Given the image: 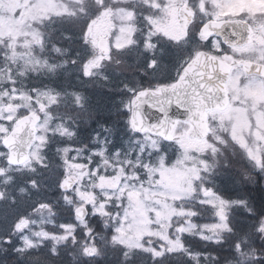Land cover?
I'll return each instance as SVG.
<instances>
[{"label": "rangeland", "instance_id": "obj_1", "mask_svg": "<svg viewBox=\"0 0 264 264\" xmlns=\"http://www.w3.org/2000/svg\"><path fill=\"white\" fill-rule=\"evenodd\" d=\"M83 1L0 0V44L5 50L2 55L6 56L3 64L5 67L2 68L4 70L0 72V141L14 126L18 114L27 111L41 113L35 141L26 163L17 168H11L4 163L0 165V201L5 198L10 174L29 173L40 161L42 148L47 144L49 134L51 137L54 133L58 136L65 135V138L70 140L83 138L81 129L75 126L66 128L70 119L67 118L68 113L72 110H81L80 98L75 99L74 102L65 101L61 111L59 107L62 101L58 97L41 91L29 94L13 86L15 75H21L25 69L35 72L42 67V62L30 51L32 44L40 48L38 33L40 25L54 15L67 14L76 10H78L77 13L81 12ZM93 1L105 4V9L99 13L103 16L98 25L99 32L94 34L93 26L88 30L85 29L87 30L86 42L92 44L91 48L93 47L89 60H94L97 66H104L105 60L95 50L97 39L100 36L106 37L109 48L114 53L137 44L138 40L136 42L134 37V14L132 10L122 6L124 3H117L129 0ZM134 1H141L151 6L158 13L156 16L144 17L147 20L143 23L142 37L146 40L155 35L180 34L177 16L174 15L178 6L185 0ZM246 1L204 0L203 2L214 7L213 18L219 19L238 17L243 12ZM115 3L117 4L112 6ZM260 35L259 30L254 32L256 37L254 40L260 39ZM199 44H201L200 41ZM155 46L154 44L144 45L146 51L143 55L147 62L145 67L150 68L151 74L156 77L157 66H159L160 69H165L161 78L168 75L166 78L169 79L172 74H176V67L182 59L178 60V57L173 59L172 53L165 46L156 49ZM212 46L217 48L215 43H212ZM195 48L200 47L195 45ZM235 51L247 55V59L252 57L255 61L256 59L264 60V50L256 47L254 41L247 47ZM153 56H155L154 59ZM155 59L158 65L155 63V66H150L152 61L156 62ZM115 66L121 68L120 62ZM114 67L110 66V69L106 70L111 76L105 71L100 73L98 68L92 71V68L86 67L85 73H92V76L99 81L106 74L105 79L110 80L109 84L120 82L117 86L131 93L132 87L125 84L122 78H116L115 72L111 73ZM136 67L139 69V65ZM243 75L238 68L232 70L226 84L229 105L221 112H209L208 122L212 123V131L217 137H221V132L227 129L228 140L244 148L259 168L261 154L264 153V79L249 76L241 80ZM147 76L152 79L150 75ZM55 116H62L64 120L55 121ZM73 123L75 122L71 121V124ZM98 123L99 121H96L94 128L90 131L92 147L87 153L83 155L74 151V148L68 153V157L64 156L65 172L62 177L70 174L78 177L76 186L63 196L72 210L78 204L85 203L89 207L90 215L110 216V219L104 220V228L107 225L111 228V239L114 243L124 245L127 250L143 248L151 252L153 256L160 255L161 250L174 251L184 248L181 242L184 234L198 236L205 240L218 241L221 238L222 233L228 228L226 220L228 212L235 205L220 198L212 187L204 183L200 186L196 185L197 181L200 182L204 177L209 166L206 156L210 153L211 146L207 140L187 138L184 136L186 125L179 123L174 134H181V138L173 144L175 153L166 159L163 153L157 150L158 147H163L160 137L143 132L138 138H132L127 146L128 139L121 135L115 136L116 142L123 147L127 146L122 149L118 145H110L114 142L113 136L108 135V128ZM55 130L56 132H53ZM6 155L7 151L0 146V158L5 159ZM128 167H131L129 172ZM135 168H137L136 171H134ZM209 180L212 183L211 178ZM198 194L200 204L205 206L201 208V215L188 207L193 196ZM108 206H112V211L108 209ZM118 206L121 208L120 211H117V208L113 210ZM2 211L3 207L0 205V213ZM198 216H200L198 219H194ZM49 220L50 216L41 211L29 219H21L17 225L13 223L12 229L13 226L14 229L11 235L0 237V249H3L4 243L8 242L17 257L22 260L25 255L38 251L40 246L48 242L50 244L46 246L51 252L48 254L49 257L58 258V246L74 247L77 240L74 235L76 225L61 223L59 227L57 226L58 230L54 232L45 231L41 226L37 228ZM111 221H113L112 224ZM77 223L84 227L86 221L78 220ZM258 228L264 234V217L260 220ZM83 233L86 237L80 243L81 255L93 257L99 254L100 257H104L93 243L92 229L83 228ZM89 237L90 240L86 242L85 240ZM159 247L161 249H158ZM29 262L35 264L31 260ZM36 264H57V260L55 263Z\"/></svg>", "mask_w": 264, "mask_h": 264}, {"label": "trees", "instance_id": "obj_2", "mask_svg": "<svg viewBox=\"0 0 264 264\" xmlns=\"http://www.w3.org/2000/svg\"><path fill=\"white\" fill-rule=\"evenodd\" d=\"M81 6H83L81 12L77 13L76 10V13L73 11L74 14L70 16H60L53 25L41 29V34L45 38L43 37V46L37 55L42 61H46L45 65L53 64L54 69L45 66L43 71L36 75L26 71L22 78L16 79L13 86L29 94H34L38 89L47 91L62 101L59 107L61 111L65 101L74 102L80 98L81 110H72L71 114L73 117L76 114L77 129L83 131V138L74 141L52 135L43 150L42 158L29 173L10 174L8 192H5V198L0 201L3 207L0 213V237L11 235L13 223L17 225L21 219H29L43 211L50 216V220L37 228L41 226L45 231L54 232L61 223L75 224L74 235L77 240L74 247L58 246V258L49 257L48 254L51 252L46 245L50 243L46 242L38 251L25 255L24 260L17 257L10 244L6 242L3 249H0V264H31L30 260L35 264L55 263L56 260L57 264H264V234L258 228L260 220L264 217V175L255 170L252 161L244 156L241 148L232 146L226 139L217 138L214 134L206 138L211 146L209 155L211 172L204 182L222 199L235 205L228 212V228L218 241L184 234L181 238L184 248L165 250L160 255L153 256L148 251L142 249L129 251L114 243L111 239V228L108 225V228H104L105 219L93 216L88 218L86 225L92 229L93 243L104 257H100L99 254L93 257L81 255L80 243L85 239L83 227L74 220L69 203L63 199L69 192L65 193L60 188V180L65 172L64 156L68 157V153L74 148L82 154L90 148V131L97 120L98 125H104L109 129L108 133L116 135V131H119L122 136H126L128 128L126 105L132 96L125 90L119 91L114 88H111L113 96H108L103 83L91 80L87 85L81 80L80 77L84 76L83 70L92 55L90 53L92 44L86 42L85 29L90 23L99 25L103 17L99 14L102 12L100 6L93 0H84ZM88 13L91 16H87ZM144 17L140 16L138 23L142 30L143 23L147 20ZM198 25L199 23L195 22L192 26L194 33ZM143 38L141 37L142 40ZM151 42L150 38L147 40L144 38L143 45H150ZM2 54L3 50L0 47V72H3L6 60V56ZM142 57L140 51H124L119 60L121 68L114 67L113 64V70L118 69L125 84L132 87L131 91L152 85L144 70L146 61ZM91 64L93 69L94 60ZM138 65L139 69L136 67ZM106 67L110 69L109 64ZM120 92L122 102H118L117 107L115 97L119 96ZM117 110L120 113L115 114ZM0 163L6 165L4 157L0 158ZM188 207L199 215L202 213L201 208H205L197 199H191ZM89 240L90 237L86 242Z\"/></svg>", "mask_w": 264, "mask_h": 264}, {"label": "water", "instance_id": "obj_3", "mask_svg": "<svg viewBox=\"0 0 264 264\" xmlns=\"http://www.w3.org/2000/svg\"><path fill=\"white\" fill-rule=\"evenodd\" d=\"M180 13L179 23L185 28L191 20L190 12L183 7ZM200 33L217 34L228 45H243L250 41V29L245 22L238 19L207 21L200 28ZM97 47L102 53H108L106 38L99 39ZM234 64H242L247 73L264 76V65L242 60L228 63L199 51L174 85L143 89L135 94L129 116L132 131L148 129L153 134L169 139L175 122L183 120L190 123L186 131L188 137H205L208 133L206 111L222 110L226 107L225 82ZM38 120L37 114H25L2 140V145L8 150V163L20 165L26 160L35 138V125ZM178 139V135L173 137V140ZM75 184L76 179L73 176H66L61 181V189L68 191ZM87 213L84 205L77 206L74 210V215L79 219H85Z\"/></svg>", "mask_w": 264, "mask_h": 264}, {"label": "flooded vegetation", "instance_id": "obj_4", "mask_svg": "<svg viewBox=\"0 0 264 264\" xmlns=\"http://www.w3.org/2000/svg\"><path fill=\"white\" fill-rule=\"evenodd\" d=\"M204 0H185L184 3L180 4L176 10L174 16H179V7L181 5H188L192 11V16H214V7L212 8ZM243 12L240 14L242 16H247L250 26L253 31V40L256 47L264 50V0H247L243 6ZM158 13L154 10L149 14L144 16H156ZM260 31V39H255L254 32ZM175 40L180 41L182 38L175 35ZM252 58V57H251ZM165 70V69H164ZM164 70H160V74H163ZM117 76V75H116ZM119 75L116 77L118 78Z\"/></svg>", "mask_w": 264, "mask_h": 264}, {"label": "snow or ice", "instance_id": "obj_5", "mask_svg": "<svg viewBox=\"0 0 264 264\" xmlns=\"http://www.w3.org/2000/svg\"><path fill=\"white\" fill-rule=\"evenodd\" d=\"M155 63H156L155 61H152L151 64H150V66H155Z\"/></svg>", "mask_w": 264, "mask_h": 264}]
</instances>
